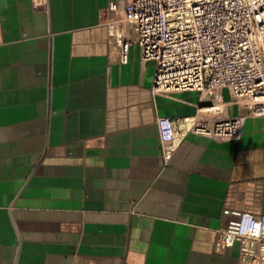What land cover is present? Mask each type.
I'll list each match as a JSON object with an SVG mask.
<instances>
[{
  "label": "crops",
  "instance_id": "crops-1",
  "mask_svg": "<svg viewBox=\"0 0 264 264\" xmlns=\"http://www.w3.org/2000/svg\"><path fill=\"white\" fill-rule=\"evenodd\" d=\"M110 1L0 0V264H238L215 240L224 210L264 213V116L189 133L162 166L156 117L214 97L153 94L154 62L109 40Z\"/></svg>",
  "mask_w": 264,
  "mask_h": 264
},
{
  "label": "built area",
  "instance_id": "built-area-1",
  "mask_svg": "<svg viewBox=\"0 0 264 264\" xmlns=\"http://www.w3.org/2000/svg\"><path fill=\"white\" fill-rule=\"evenodd\" d=\"M31 5L47 11L48 0ZM101 20L120 63L128 62L132 45L142 61L154 62L153 94L190 90L214 97L195 115L156 117L162 166L189 133L237 139L246 114L264 116V0H112ZM224 89L244 113L223 114ZM224 213L233 217L217 229L215 248L237 243L238 264H264V213ZM249 218L262 225L259 239L242 234L251 227Z\"/></svg>",
  "mask_w": 264,
  "mask_h": 264
},
{
  "label": "clouds",
  "instance_id": "clouds-1",
  "mask_svg": "<svg viewBox=\"0 0 264 264\" xmlns=\"http://www.w3.org/2000/svg\"><path fill=\"white\" fill-rule=\"evenodd\" d=\"M164 139H169L170 137L165 136L163 137ZM249 222L251 224V227L249 229L244 230V232L242 234L250 236V237H254L256 239H259L261 236V228L262 225L260 223H255L251 221V218H249ZM229 238H232V233H229Z\"/></svg>",
  "mask_w": 264,
  "mask_h": 264
}]
</instances>
